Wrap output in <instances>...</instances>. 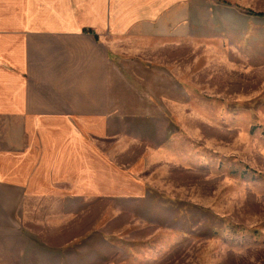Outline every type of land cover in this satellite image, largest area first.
<instances>
[{"label": "rangeland", "instance_id": "1", "mask_svg": "<svg viewBox=\"0 0 264 264\" xmlns=\"http://www.w3.org/2000/svg\"><path fill=\"white\" fill-rule=\"evenodd\" d=\"M26 4L0 0L1 16L24 21ZM29 11L31 24L92 30L30 40L42 77L31 96L91 109V128L73 114L72 135L58 126L54 138L97 181L85 190L64 173L24 201L0 264H264V0H29ZM22 141L0 116V148Z\"/></svg>", "mask_w": 264, "mask_h": 264}, {"label": "crops", "instance_id": "2", "mask_svg": "<svg viewBox=\"0 0 264 264\" xmlns=\"http://www.w3.org/2000/svg\"><path fill=\"white\" fill-rule=\"evenodd\" d=\"M30 12L27 0L24 21L16 22L13 16L2 17L0 13V116L18 121L24 135L20 146L0 148V237L12 233L24 201L51 194L56 188L55 180L63 177L62 174H76L85 190L95 189L97 181L92 169L87 167L88 162L82 170L78 154L57 151L58 140L54 138V128L58 126L66 133V139L72 135L77 123L73 114L79 115L77 120L84 121L79 122L81 126L91 128V109L75 113L77 110L67 100L60 109L40 108L33 105L31 96L33 85L38 89L42 86V77L34 71L33 58L38 50L30 40L46 35L78 37L90 28L71 23L70 19L31 24ZM96 14L102 19L106 15L100 9ZM115 21L118 22L117 13L112 15V23ZM48 95L46 101L53 102Z\"/></svg>", "mask_w": 264, "mask_h": 264}, {"label": "trees", "instance_id": "3", "mask_svg": "<svg viewBox=\"0 0 264 264\" xmlns=\"http://www.w3.org/2000/svg\"><path fill=\"white\" fill-rule=\"evenodd\" d=\"M91 31H92L91 29L84 30V32H91Z\"/></svg>", "mask_w": 264, "mask_h": 264}]
</instances>
